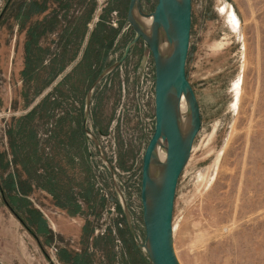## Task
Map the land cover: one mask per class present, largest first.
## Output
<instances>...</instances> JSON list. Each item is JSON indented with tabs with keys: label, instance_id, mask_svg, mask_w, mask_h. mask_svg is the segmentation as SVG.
I'll return each mask as SVG.
<instances>
[{
	"label": "rangeland",
	"instance_id": "1",
	"mask_svg": "<svg viewBox=\"0 0 264 264\" xmlns=\"http://www.w3.org/2000/svg\"><path fill=\"white\" fill-rule=\"evenodd\" d=\"M31 2L10 0L0 17V153L10 158L7 171L15 178L24 173L27 183L37 180L27 202L54 225L53 233L47 224L42 228L51 255L67 248L81 253L75 259L63 254L70 264H88L91 256L93 264H153L144 250L141 191L143 160L156 127V72L146 42L133 45L131 0H82L79 16L98 6L88 30L95 16L109 14L115 40L94 54L86 46L93 38L77 36L82 30L65 51L67 40L47 36L42 48L53 56L43 52L25 83L19 77L20 51L34 19L23 25L17 16L25 4L24 17ZM157 3L141 0L148 15ZM186 70L201 127L177 189L178 260L264 264V0H192ZM49 177H56L52 186L63 197L85 192L90 209L85 206L82 216L58 207L45 190Z\"/></svg>",
	"mask_w": 264,
	"mask_h": 264
},
{
	"label": "water",
	"instance_id": "2",
	"mask_svg": "<svg viewBox=\"0 0 264 264\" xmlns=\"http://www.w3.org/2000/svg\"><path fill=\"white\" fill-rule=\"evenodd\" d=\"M152 15L142 8L141 0H131L129 23L136 32L133 43L143 39L151 50L156 72L154 135L147 147L142 170L141 201L146 233L144 250L153 264H180L174 249L173 219L179 180L189 162L195 139L200 131V108L194 91L187 79V61L192 40V0H157ZM153 17L158 25L172 24V37L161 47L137 25L134 9ZM130 46L126 54L130 51ZM116 66L103 73L101 79ZM176 78V85L171 83ZM178 96H184L193 118L190 133H183L178 109ZM90 100H87L85 123L88 121ZM86 133L89 135L87 129ZM158 146L166 152V175L153 189L150 168ZM134 241L137 243L134 233Z\"/></svg>",
	"mask_w": 264,
	"mask_h": 264
},
{
	"label": "crops",
	"instance_id": "3",
	"mask_svg": "<svg viewBox=\"0 0 264 264\" xmlns=\"http://www.w3.org/2000/svg\"><path fill=\"white\" fill-rule=\"evenodd\" d=\"M9 1L10 0H0V17L4 6H6ZM81 1L82 0H34L37 11L34 17V23L41 24L45 29L49 26V23H51L53 30L51 33L46 34L45 37L52 35L64 38L65 40L76 36V31L82 30L83 34L80 35L79 33L77 36L93 38L91 44L86 46L95 51L100 49V46H106V43L114 41L118 31L117 29L110 28L107 20L109 14L105 15L103 13H99L95 16L96 23L89 31L88 26H90V23L94 20L93 14L96 12L98 6H93L89 13H85V11L79 16L76 8ZM25 35L27 36L26 32ZM95 37L98 38V41L95 40ZM42 40L40 42L41 45L43 44ZM26 43L27 38H25V43L20 51L22 59L19 64V77L21 80L22 72L26 67ZM70 45L67 47L63 46L64 50L70 49ZM84 46L85 43L83 47ZM0 165H2V168L0 167V264H70L69 262L66 263L63 261V254H70L74 259L75 257H79V254H81L80 252L74 254L67 248H62L61 255H59V251L56 250V256L51 255L47 251L46 244L42 241L44 236V234H42V228L47 224L46 227L53 233L52 229H54V225L52 224V226L49 227L42 212L27 202L32 192L31 189H36L38 186L37 180L31 177L30 179L32 180L29 179L30 181L27 183L26 180L28 179H26V176L25 178L22 176L24 173L19 174L18 178L13 177V174L7 171V167L9 168L11 165L10 158L4 153H0ZM4 168H6L5 171ZM90 179L91 178H89L88 181H91ZM56 181V177H51V185L45 188L56 202V205L67 213L72 215L75 213V215L78 214L83 216L85 206H87L89 210L92 205V201H88V195H86L85 192L80 193V195L70 192L69 195L66 194V196L63 197L61 193H57V190L53 187ZM28 189L29 192H27ZM24 215L29 219L24 218ZM18 216L22 218L23 221L20 220ZM85 226L86 222L82 229L81 239L85 232ZM71 227H73V224ZM51 233H49L48 237ZM90 238H92L93 245L95 243V238H93V235L90 236ZM49 244L53 245L54 242L51 241ZM92 248L94 247L91 246V249ZM87 256L88 254L85 255V259H88ZM92 258L93 256H91L90 263L88 262V264H93L94 261Z\"/></svg>",
	"mask_w": 264,
	"mask_h": 264
},
{
	"label": "bare ground",
	"instance_id": "4",
	"mask_svg": "<svg viewBox=\"0 0 264 264\" xmlns=\"http://www.w3.org/2000/svg\"><path fill=\"white\" fill-rule=\"evenodd\" d=\"M133 17L142 31L146 35L150 36L156 44H160L161 47L166 46L168 40L172 37L171 23L166 26L158 25L153 17L146 16L145 13L139 12L137 8L134 9ZM171 83L173 86L176 85L175 77H171ZM178 98L179 119L183 133L187 136L192 128L193 118L188 110L184 96H178ZM165 160L166 152L161 146H158L155 158L150 168V180L153 189L160 185L166 175Z\"/></svg>",
	"mask_w": 264,
	"mask_h": 264
},
{
	"label": "trees",
	"instance_id": "5",
	"mask_svg": "<svg viewBox=\"0 0 264 264\" xmlns=\"http://www.w3.org/2000/svg\"><path fill=\"white\" fill-rule=\"evenodd\" d=\"M24 6H25V4L22 5V7L19 9V13L17 16V18L19 20H21V23L23 25H24V20L27 22L32 21L36 15V13H37L36 7H35V2H31V4L29 5L27 14H25L23 17V14H21V11L23 10ZM52 30H53V26L51 23H49V26L45 29L41 24H36L34 22L31 25V27L28 29V33H27L28 41L26 43V67H25L24 71L22 72V77H23L25 83H27V80L32 79L31 78L32 75L35 74V72L38 70V62L41 60V55L43 54V52H46L47 53L46 55L49 56L50 58L53 56L50 49L42 48V45L40 43L42 39H45V35L48 33H51ZM66 40L67 41L65 43V46L67 47L68 45H70L72 43V41L70 40V38L66 39ZM103 49H104V47L100 46V49L93 51V53L94 54L102 53ZM64 54H65V52H64ZM64 54H63V56H64ZM91 67L93 68L94 65ZM47 101H48V99L46 98L36 108L39 109L41 106H44L47 103ZM36 108L29 114V116H31L37 110ZM74 120L75 121H73V122H77L78 119L74 118ZM81 137L82 138L84 137L83 132H81ZM50 181H51V177H49V179H48L49 183H50ZM47 186H49V184ZM92 192L93 193L95 192L94 191V184L92 185ZM86 202H87V200H86ZM20 220H22V218H20Z\"/></svg>",
	"mask_w": 264,
	"mask_h": 264
}]
</instances>
